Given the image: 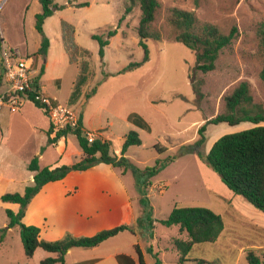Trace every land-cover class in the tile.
Wrapping results in <instances>:
<instances>
[{
    "label": "rangeland",
    "instance_id": "374dc122",
    "mask_svg": "<svg viewBox=\"0 0 264 264\" xmlns=\"http://www.w3.org/2000/svg\"><path fill=\"white\" fill-rule=\"evenodd\" d=\"M157 1L159 8L149 32L158 34L159 40L147 39L148 60L127 70L130 64L142 63L144 58L137 34V5L125 15L126 0H53L57 8L44 21L40 34L36 30V16L42 11L39 0H0V29L14 42L26 43L35 67L43 70L38 78L43 94L81 115L85 131L109 141L111 154L120 153L129 132L138 134L140 146L129 147L125 155L128 168L112 171L125 174L124 184L130 190L135 186L131 167L144 170L156 160L177 155L182 146L193 148L198 129L223 110L224 97L240 83L248 84L253 103L264 110V88L258 77L262 60L258 31L264 22V0ZM85 3L86 6H77ZM174 9L192 12L197 27L210 24L222 34L233 26L237 28L236 38L221 51L215 70L207 74L196 71L195 53L174 40L176 33L170 25ZM113 30L116 34L108 38V32ZM93 35L108 40L102 56ZM43 37L48 39L49 47L45 55H40ZM83 51L87 55L81 54ZM83 61L88 63V80L80 99L69 105ZM94 88L96 93L87 99ZM194 88L199 91L196 93ZM7 112L3 109L0 117V264H40L52 255L37 249L32 259H26L19 226L2 234L9 222L6 211H17L13 203L2 202L1 197L22 194L32 184L33 176L27 170L32 159H38L41 169L71 166L79 161L76 151L81 150L74 135L68 136L63 156L62 144L48 145L49 120L29 100L17 112ZM253 127L245 122L236 126L207 125L205 144L199 151L205 155L221 137ZM156 144L166 151L158 153ZM148 199L157 220L166 219L175 204L204 207L222 218L223 234L215 243L195 245L184 264H248V252H254L264 262V213L229 191L196 154L177 157L154 176ZM22 224L28 226L24 219ZM156 226L163 240L176 228ZM137 235L147 256V241ZM121 242L124 245L126 240ZM164 254L167 264H177L172 261L175 251Z\"/></svg>",
    "mask_w": 264,
    "mask_h": 264
},
{
    "label": "trees",
    "instance_id": "16d2710c",
    "mask_svg": "<svg viewBox=\"0 0 264 264\" xmlns=\"http://www.w3.org/2000/svg\"><path fill=\"white\" fill-rule=\"evenodd\" d=\"M67 1L71 3L76 0ZM39 3L42 11L36 16V30L42 34L44 21L53 15L54 9L57 7L54 5L53 0H39ZM126 3L128 4L126 5L125 15L131 13L133 7L136 5L140 10L137 34L140 38L139 45L144 49L142 63L130 64L127 70H131L136 69L148 60L146 40L149 38L159 40L158 34H151L149 32L150 25L154 21L156 11L159 8V3L157 0H126ZM86 5L85 3L77 6L82 7ZM170 25L176 33L174 40L195 53V70L202 74L215 70V63L221 51L231 45L238 33L237 28L234 26L227 34L220 33L218 28L210 24H203L197 27L196 19L192 12L176 9L172 10ZM115 34L116 31L113 30L109 31L107 36L111 38ZM258 37L262 51L261 68L258 77L264 88V22L260 23ZM92 39L99 42V53L102 56L103 48L108 45V40H104L96 35H93ZM1 44L2 38L0 37V47ZM48 47V39L43 37L38 54L45 55ZM81 54L87 55L85 51L81 52ZM79 67V75L73 87L69 105H74L80 99L82 87L88 80V63L83 61ZM42 73L43 70L40 71L39 77ZM3 84V71H1L0 89ZM194 90L196 93L199 91L198 88H194ZM95 93L96 88L92 89L86 98L89 99ZM30 102L43 111V107L38 102H35L32 97H30ZM223 102V110L198 129V140L193 145V148L191 146H182L177 155L156 160L152 167H147L144 170L131 167L141 207V215L136 220V227L120 225L112 229L100 231L90 237H73L67 234L63 238L53 242L41 240L39 238V228L22 224L26 208L31 199L46 184L61 181L71 172H85L100 164L126 170L128 168V160L125 157L127 149L132 146H140L141 141L137 133L129 132L124 136L120 156L118 157L114 153H110L111 144L109 141L97 137L92 143H88L83 134L84 129L81 115L79 116V127L74 131L68 129L53 133L52 128H49L47 131L48 145H54L58 140L68 135H74L82 151V157L71 166H61L54 169H41L38 159H32L27 165V170L33 176L32 184L27 186L22 194H6L1 197L2 202L19 205V210L16 213L10 210L6 211L9 222L1 230L2 234H5L9 229L19 226L20 238L26 259H32L35 251L41 249L52 256L41 260L40 264H65V255L70 249L96 248L105 241L125 231L135 234V231L138 229L139 234L147 242H150L154 238L156 224H159L166 228L177 227L179 235L186 236L185 239L180 237L174 238L172 246L177 253L178 264L188 262L187 256L195 245L215 243L218 240L224 231V223L219 215L209 209L204 207H183L178 204L174 205L166 219L156 220L153 217V208L148 199V188L151 186V179L172 164L177 157L196 154L220 178L229 191L234 195L242 197L252 207L264 213V125H262L264 124V110L253 103L249 86L246 82L240 83L232 93L226 95ZM244 122L251 123L254 127L221 137L205 155L199 151L205 144L204 134L207 125L225 123L229 126H236ZM154 149L160 154L166 151V148L160 144H156ZM134 248L138 255L139 264H144L139 247L136 245ZM147 253L152 255L151 246L147 248ZM152 257L155 261L154 264H160V260L155 255H152ZM246 260L248 264H264L254 252H248ZM196 264L200 263L197 262Z\"/></svg>",
    "mask_w": 264,
    "mask_h": 264
},
{
    "label": "crops",
    "instance_id": "0c3cea01",
    "mask_svg": "<svg viewBox=\"0 0 264 264\" xmlns=\"http://www.w3.org/2000/svg\"><path fill=\"white\" fill-rule=\"evenodd\" d=\"M0 37L8 48L21 55H29L25 48L26 43L14 42L5 36L1 29ZM1 71L0 67V75ZM5 88L3 84L0 92ZM1 116L3 115L0 114ZM82 126L85 130L83 118ZM49 128L48 122L46 131ZM68 136L54 144L55 147L59 144L63 145L60 149L61 156L66 153ZM76 154L82 157V151H76ZM115 155L119 157L120 153ZM41 157L42 155H39V158ZM95 169L101 171L92 172ZM113 169L108 165L100 164L85 172H71L61 181L46 184L28 204L24 222H27L28 226L39 228V238L47 242L57 241L67 234L73 237H90L120 225L134 227L141 215L139 196L135 186L130 190L124 184L125 174L112 172ZM14 205V211H18L19 205ZM137 234H139L137 231L135 234L125 231L96 248H72L65 255V264H139L134 248L136 245L141 251L144 264H154L152 255L160 260V264H167L168 260L164 253L169 250L175 251L172 240L177 237L186 238L185 235H179L176 227L170 236L163 240L164 238L158 235L156 226L153 240L145 242L146 250L149 246L152 247V255L147 253V257L138 244ZM122 239L126 240L124 245H120ZM163 242L167 244L163 245ZM172 261L178 264L176 251Z\"/></svg>",
    "mask_w": 264,
    "mask_h": 264
},
{
    "label": "built area",
    "instance_id": "2783aa9c",
    "mask_svg": "<svg viewBox=\"0 0 264 264\" xmlns=\"http://www.w3.org/2000/svg\"><path fill=\"white\" fill-rule=\"evenodd\" d=\"M0 67L6 88L0 92V114L3 109L15 113L30 97L38 102L45 112L53 133L63 130H76L79 127V115L71 108L55 104L53 99L42 93L38 77L40 69L35 67V59L29 55L8 48L4 43L0 47ZM88 143L96 137L93 132L83 130Z\"/></svg>",
    "mask_w": 264,
    "mask_h": 264
}]
</instances>
